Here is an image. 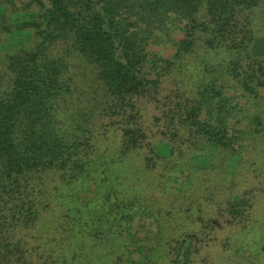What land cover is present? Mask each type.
<instances>
[{
  "label": "trees",
  "instance_id": "trees-1",
  "mask_svg": "<svg viewBox=\"0 0 264 264\" xmlns=\"http://www.w3.org/2000/svg\"><path fill=\"white\" fill-rule=\"evenodd\" d=\"M0 264H264V0H0Z\"/></svg>",
  "mask_w": 264,
  "mask_h": 264
},
{
  "label": "rangeland",
  "instance_id": "rangeland-1",
  "mask_svg": "<svg viewBox=\"0 0 264 264\" xmlns=\"http://www.w3.org/2000/svg\"><path fill=\"white\" fill-rule=\"evenodd\" d=\"M181 37H183V33H181L180 31L175 34L176 39H180ZM150 48L155 50V51L160 52L164 56H170L174 52L173 46H171L169 44H167V45L166 44H152L150 46ZM136 226H137V228L140 229L141 235H144L148 231H153V229H155V228H152V226L150 224L141 225L140 220H137Z\"/></svg>",
  "mask_w": 264,
  "mask_h": 264
}]
</instances>
